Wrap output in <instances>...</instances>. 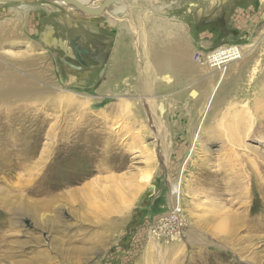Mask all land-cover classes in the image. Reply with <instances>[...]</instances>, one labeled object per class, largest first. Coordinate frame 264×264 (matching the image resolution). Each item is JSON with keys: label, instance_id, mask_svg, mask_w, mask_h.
Listing matches in <instances>:
<instances>
[{"label": "rangeland", "instance_id": "obj_1", "mask_svg": "<svg viewBox=\"0 0 264 264\" xmlns=\"http://www.w3.org/2000/svg\"><path fill=\"white\" fill-rule=\"evenodd\" d=\"M208 7L0 4V264H264V0Z\"/></svg>", "mask_w": 264, "mask_h": 264}, {"label": "bare ground", "instance_id": "obj_2", "mask_svg": "<svg viewBox=\"0 0 264 264\" xmlns=\"http://www.w3.org/2000/svg\"><path fill=\"white\" fill-rule=\"evenodd\" d=\"M36 1H42V0L0 1V4H5V3H25V2L26 3H33V2H36ZM43 1H52V2H54L56 4L62 5L65 9H67L69 11H75V12H78V13H80L82 15H87V16L90 15V16H92L91 14H86V13L80 11L76 6H74L73 4H71L70 2L65 1V0H43ZM78 1L81 2L82 4L88 6V7L95 8V7H98L102 3L103 0H78ZM116 1H119V0H115L112 3V5ZM215 2H216V0H208V5H209L208 8L213 7L215 5ZM53 34H54L53 33V27L51 25H46L44 27V29L42 30L40 37L44 40L45 43L51 44L53 46H59L65 52L70 54L69 46L66 44V42L64 40H62V39H58V38L54 37ZM233 48H235V47H233ZM209 57L211 58V60L209 61L210 66L213 67L215 64H219L223 60H226L228 58V52L222 51L221 48H217L216 50H214L209 55ZM233 132H236V129Z\"/></svg>", "mask_w": 264, "mask_h": 264}, {"label": "water", "instance_id": "obj_3", "mask_svg": "<svg viewBox=\"0 0 264 264\" xmlns=\"http://www.w3.org/2000/svg\"><path fill=\"white\" fill-rule=\"evenodd\" d=\"M0 1H22V0H0ZM76 6L80 11L91 14V15H99L101 14L105 8H107L110 4H112L115 0H103L102 3L95 8L88 7L78 0H65Z\"/></svg>", "mask_w": 264, "mask_h": 264}, {"label": "built area", "instance_id": "obj_4", "mask_svg": "<svg viewBox=\"0 0 264 264\" xmlns=\"http://www.w3.org/2000/svg\"><path fill=\"white\" fill-rule=\"evenodd\" d=\"M177 211H178V208H175L173 211H172V215H173V217L175 218V216H176V213H177Z\"/></svg>", "mask_w": 264, "mask_h": 264}]
</instances>
